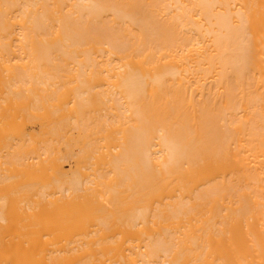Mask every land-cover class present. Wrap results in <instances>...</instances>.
<instances>
[{"label":"bare ground","instance_id":"6f19581e","mask_svg":"<svg viewBox=\"0 0 264 264\" xmlns=\"http://www.w3.org/2000/svg\"><path fill=\"white\" fill-rule=\"evenodd\" d=\"M0 264H264V0H0Z\"/></svg>","mask_w":264,"mask_h":264}]
</instances>
